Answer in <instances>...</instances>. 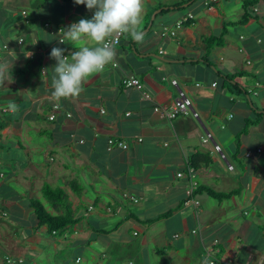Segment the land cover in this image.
Returning <instances> with one entry per match:
<instances>
[{
    "label": "crops",
    "instance_id": "1",
    "mask_svg": "<svg viewBox=\"0 0 264 264\" xmlns=\"http://www.w3.org/2000/svg\"><path fill=\"white\" fill-rule=\"evenodd\" d=\"M208 1L144 0L140 31L159 12L142 42L123 36L117 67L57 104L51 49L78 50L59 43V30L93 12L73 0H0V45L15 52L0 57V218L9 217L0 264H264V4L243 21L246 0ZM178 21L174 36H160ZM211 37L220 42L209 47ZM129 76L141 90L124 87ZM173 80L192 108L168 121ZM197 154L209 162L198 156L193 168L194 208L177 173ZM45 185L63 189L79 219L60 235L37 227L29 206L38 199L54 212Z\"/></svg>",
    "mask_w": 264,
    "mask_h": 264
},
{
    "label": "clouds",
    "instance_id": "2",
    "mask_svg": "<svg viewBox=\"0 0 264 264\" xmlns=\"http://www.w3.org/2000/svg\"><path fill=\"white\" fill-rule=\"evenodd\" d=\"M76 5H84L93 12L90 19L81 18L67 28H62L60 44L78 46V50L65 55V49L53 47L50 59L55 60L51 69V100L60 101L78 97L90 76L102 72L113 63L116 43L121 36L142 42L144 33L140 31L144 0H73ZM9 54L15 55L14 51ZM31 55V54H30ZM47 70V69H45ZM8 64L0 63V81L7 78Z\"/></svg>",
    "mask_w": 264,
    "mask_h": 264
},
{
    "label": "trees",
    "instance_id": "3",
    "mask_svg": "<svg viewBox=\"0 0 264 264\" xmlns=\"http://www.w3.org/2000/svg\"><path fill=\"white\" fill-rule=\"evenodd\" d=\"M192 0H188L190 2ZM259 2L258 0H246L244 3L245 10L248 9V11L245 12V17L243 18V21L246 20V17L250 16V13L252 12V7L257 5ZM176 8H182L184 6L177 5L174 6ZM250 10V13H249ZM206 44L209 47H212L213 45H216L220 42L219 37H211L205 40ZM18 43V41H17ZM22 44L21 43L18 45ZM198 156L205 157L203 162H209V158L206 157V155L197 154L191 158V166L193 168H196L198 164L196 163V159ZM74 187V185H73ZM205 192H207L209 195L221 199V198H228L232 196V193H218L214 192L211 189L203 188ZM42 195L44 199L48 202L49 206L53 209V213H50L45 206L42 204V202L38 199H31L29 202V206L34 211V216L36 219V224L38 226H46L47 230L50 233L60 235L64 231H66L68 228L72 227L75 223L78 222L77 216H75L71 203L68 199V195L65 193V191L61 188H52L49 185H45L42 188ZM172 211H168L166 213L170 214ZM151 222V220H149Z\"/></svg>",
    "mask_w": 264,
    "mask_h": 264
},
{
    "label": "built area",
    "instance_id": "4",
    "mask_svg": "<svg viewBox=\"0 0 264 264\" xmlns=\"http://www.w3.org/2000/svg\"><path fill=\"white\" fill-rule=\"evenodd\" d=\"M216 1L217 0H209L206 3L207 8L211 9L212 7L210 6V4H212L213 2H216ZM258 2L259 3L257 5L252 7V12L254 14H257V15H259L261 13V10L259 8V4H264V0H258ZM262 15L264 17L263 13H262ZM188 16L191 17L190 15H188ZM182 23H183V21H178L175 23V25L173 27H170V28L163 27L162 30L160 31V36L161 37L174 36L175 30L180 28ZM59 32H60V30H59ZM122 37L123 36H121L118 39V41L116 43V47H118L121 44ZM20 43H21V39L18 41V44H20ZM6 46L7 45H5V44L0 45V57H2L1 53L7 52ZM8 50H9V47H8ZM111 66L117 67V64L113 62L111 64ZM122 83H123L124 87H126V88H135L137 90H141V84H140L139 80L133 76H129V77L124 78ZM171 84H172V86H174L177 89L178 98L169 107L161 109V117L166 118L168 121H172L179 114H187L192 108L191 100L189 98H187L185 96V94L178 88L177 81L173 80L171 82ZM214 85L215 84H213V86ZM56 108H57V106H53V109H56ZM193 116L196 117L197 116L196 113H193ZM48 119L53 120L54 116L50 115ZM211 141H212V137H211V134H209V133H206L205 136L202 138L203 143H207V142H211ZM107 142H108V145L111 147L112 146H118L121 148H126V145L122 141L108 139ZM213 150L215 152H219L220 148L217 145H214ZM261 151H262L261 149H257L258 153ZM246 156L247 157L250 156V153H246ZM229 168H230V166H229ZM182 176H186L189 180L188 181L189 186H188V189L186 191L187 199L185 200L184 204L185 205H193L194 208H197L199 205V202L195 198V190L197 187V183L194 180L195 172H194L193 167H191L190 165H187L185 174L182 172L177 173V177H182ZM133 201L136 202L137 200L133 199ZM192 232L194 233L195 231H192ZM7 262H10V261L7 260ZM211 264H213V261H211Z\"/></svg>",
    "mask_w": 264,
    "mask_h": 264
},
{
    "label": "rangeland",
    "instance_id": "5",
    "mask_svg": "<svg viewBox=\"0 0 264 264\" xmlns=\"http://www.w3.org/2000/svg\"><path fill=\"white\" fill-rule=\"evenodd\" d=\"M150 18H151V16H150ZM150 22V19H149V21H148V23ZM143 25H141L140 26V28L142 27ZM145 28H143L142 30H144ZM141 30V31H142ZM142 87V86H141ZM214 151V150H213ZM218 154V153H217ZM1 209V211H4L5 210V208H4V205H2V207L0 208ZM0 220H2L3 222H9V217H1L0 218ZM10 225H11V222H10ZM18 227L17 226H15V224H14V222H12V226L10 227V229L11 230H13V232H14V230H16ZM6 232H8L9 231V233H10V230H5ZM21 234V233H20ZM2 236H3V240L4 239H7V236L5 235V234H2ZM71 248L69 247V249H65V250H63V251H61V249H60V252H59V255L62 253V254H68L69 255V253H71V254H73V251L71 252ZM0 253H4V254H9L8 253V249H6V248H3V249H1L0 250ZM66 257V256H65Z\"/></svg>",
    "mask_w": 264,
    "mask_h": 264
},
{
    "label": "water",
    "instance_id": "6",
    "mask_svg": "<svg viewBox=\"0 0 264 264\" xmlns=\"http://www.w3.org/2000/svg\"><path fill=\"white\" fill-rule=\"evenodd\" d=\"M157 12H159V11H155V12L152 14V16H151V22L153 21V19H154V17H155V15H156ZM151 22L148 24V26L146 27V29L142 31V32L144 33V35L148 32V30H149V28H150V26H151Z\"/></svg>",
    "mask_w": 264,
    "mask_h": 264
}]
</instances>
